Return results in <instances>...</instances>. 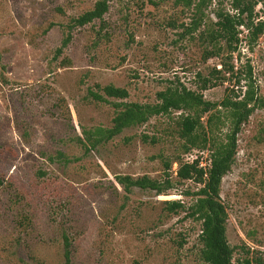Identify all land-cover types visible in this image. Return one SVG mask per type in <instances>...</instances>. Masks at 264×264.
I'll use <instances>...</instances> for the list:
<instances>
[{"label": "rangeland", "instance_id": "obj_1", "mask_svg": "<svg viewBox=\"0 0 264 264\" xmlns=\"http://www.w3.org/2000/svg\"><path fill=\"white\" fill-rule=\"evenodd\" d=\"M97 1L0 0V264H65V235L71 264H204L202 223L188 211L201 185L178 181V161L166 193L128 190L116 179L163 180L164 158L200 157L208 166L209 147L183 151V112L153 116L108 141L91 132L113 126L116 103H156L168 86H185L212 102L233 89L243 96L244 80L238 85L235 77L212 75L224 55L205 58L200 38L219 9L234 13L232 0H213L200 12L197 0L191 7L177 0H110L102 20L67 28ZM256 1L255 22L264 21V0ZM195 19L202 20L197 30ZM239 29L232 63L243 74L252 66L264 100V32L251 42L247 28ZM108 85L129 96H106ZM220 127L222 137L228 127ZM221 201L232 264L264 259V108L242 126Z\"/></svg>", "mask_w": 264, "mask_h": 264}, {"label": "trees", "instance_id": "obj_2", "mask_svg": "<svg viewBox=\"0 0 264 264\" xmlns=\"http://www.w3.org/2000/svg\"><path fill=\"white\" fill-rule=\"evenodd\" d=\"M194 1L177 0V3L191 7L195 3ZM212 1L197 0L195 7L200 12ZM256 5V0H232L234 13L219 9L216 12L217 20L200 32V38L207 43L204 50L205 58L224 55L222 68L217 70L215 67L212 75L214 77L222 75L224 78L235 77L238 85L244 80L246 89L243 96H241V92L237 93L233 89L232 94L226 93L220 102H212L206 100L202 93L185 86H168L157 93L158 101L156 103H116L117 114L113 119V126L109 128L97 127L94 132H91L96 135L98 142L108 141L120 134L125 128L144 124L153 116L167 115L174 110L183 112L178 129L179 137L184 140L183 151L187 153L194 148L204 150L209 147L211 151L210 164L201 166L200 157L193 161H184L181 157L164 158L166 175L163 180L153 179L147 175L138 178L117 176L116 179L128 190L136 186L142 189L155 190L158 194L166 193L174 188L175 183L171 178L170 171L172 163L178 161L179 167L176 171L178 181L193 180L201 185L194 192L195 198L188 207V211L189 217L202 223L200 241L203 246L200 251V258L204 264H232L234 248L227 238L229 214L221 201V184L224 176L231 170L237 156L238 135L243 124L249 120L257 108H264V100L259 97L258 86L253 78L252 66L248 65L243 74L242 68L235 69V65L232 63L233 55L239 50L242 42L240 26L247 28L251 42L257 41L264 32V21L255 22L254 19ZM109 9L110 0H98L93 9L72 19L67 28L81 27L96 19L102 20ZM201 21L194 20V30H197L202 24ZM70 39L71 35L68 34L64 39L63 46H67ZM237 58L240 59V53H238ZM219 77L221 76H217L216 79ZM216 82L217 80L212 85H215ZM209 83L210 80L204 79L202 88L206 89ZM103 91L106 96L118 99H125L129 96L126 88L114 85L105 86ZM91 95L98 101H107V98L98 92L92 91ZM206 114L208 116L204 122L203 117ZM225 125L228 129L222 137H219L218 132L222 131L220 126ZM152 141L155 142L154 139ZM168 203L173 208H185L180 201ZM65 247V264H71V242L67 235H65ZM247 263L252 264L251 261ZM254 263L264 264V259L259 258Z\"/></svg>", "mask_w": 264, "mask_h": 264}]
</instances>
